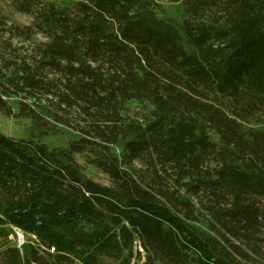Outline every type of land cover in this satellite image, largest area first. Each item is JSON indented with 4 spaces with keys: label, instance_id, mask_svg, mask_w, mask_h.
I'll list each match as a JSON object with an SVG mask.
<instances>
[{
    "label": "trees",
    "instance_id": "1",
    "mask_svg": "<svg viewBox=\"0 0 264 264\" xmlns=\"http://www.w3.org/2000/svg\"><path fill=\"white\" fill-rule=\"evenodd\" d=\"M9 1L0 264H264V0Z\"/></svg>",
    "mask_w": 264,
    "mask_h": 264
},
{
    "label": "rangeland",
    "instance_id": "2",
    "mask_svg": "<svg viewBox=\"0 0 264 264\" xmlns=\"http://www.w3.org/2000/svg\"><path fill=\"white\" fill-rule=\"evenodd\" d=\"M59 2H67L70 0H58ZM162 4V7L165 11L161 12V15H168V16H173L175 18L176 22H181L182 17L184 14V7L182 2H173V1H168V0H161L160 1ZM0 13L5 16V18L9 22H16L19 24H25L29 22L30 18L26 14H23L21 12H18L13 5L10 3L9 0H0ZM130 105V113L134 114L135 112H141L139 111V108L135 104H129ZM30 125L29 120H19L15 121L10 118H4L0 117V132H2L5 135L12 136L14 138L20 139L27 137L28 135V126ZM42 141L45 143L49 144L50 146H60V145H65L66 144V139L60 135H47L42 138ZM76 160L81 164L83 167L85 173L90 176L91 178L101 182V183H108V176L101 172L99 169L95 168L91 164L87 162V157L85 153H77L75 155ZM12 237L14 236V241L15 243H20L19 242V234H22V241L24 242L25 237L22 233V231L18 228H13L12 229ZM17 239V240H16ZM22 242V243H23ZM135 264H140L136 262Z\"/></svg>",
    "mask_w": 264,
    "mask_h": 264
},
{
    "label": "water",
    "instance_id": "3",
    "mask_svg": "<svg viewBox=\"0 0 264 264\" xmlns=\"http://www.w3.org/2000/svg\"><path fill=\"white\" fill-rule=\"evenodd\" d=\"M22 237H23L22 234H19V237H18L19 238V242H20L19 244H21L23 242L22 241Z\"/></svg>",
    "mask_w": 264,
    "mask_h": 264
}]
</instances>
